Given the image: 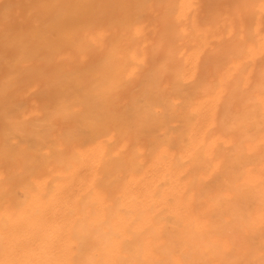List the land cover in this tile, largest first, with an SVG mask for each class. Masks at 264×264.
Segmentation results:
<instances>
[{
    "label": "bare ground",
    "instance_id": "obj_1",
    "mask_svg": "<svg viewBox=\"0 0 264 264\" xmlns=\"http://www.w3.org/2000/svg\"><path fill=\"white\" fill-rule=\"evenodd\" d=\"M0 264H264V0H0Z\"/></svg>",
    "mask_w": 264,
    "mask_h": 264
}]
</instances>
